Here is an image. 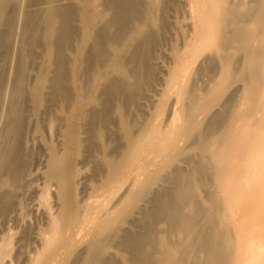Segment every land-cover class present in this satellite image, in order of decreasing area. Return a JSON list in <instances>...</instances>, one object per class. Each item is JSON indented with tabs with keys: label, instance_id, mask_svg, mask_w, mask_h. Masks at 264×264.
Returning a JSON list of instances; mask_svg holds the SVG:
<instances>
[{
	"label": "bare ground",
	"instance_id": "bare-ground-1",
	"mask_svg": "<svg viewBox=\"0 0 264 264\" xmlns=\"http://www.w3.org/2000/svg\"><path fill=\"white\" fill-rule=\"evenodd\" d=\"M175 6L176 0H0V218L23 209L20 197L32 161L30 136L61 138V149L50 146L45 156L38 199L48 214L47 227L30 264H264V64L258 63L264 55V14L253 8L250 24L255 28L248 34L233 26L235 12L227 7L214 23L207 22L203 47L223 48L229 37L242 40L245 109L214 113L192 141L197 122L195 100L189 95L184 111L173 113L171 124L184 123V128L165 141L172 151L165 165L181 159L176 146L181 137H187L197 158L194 165L187 171L174 168L169 175L161 174V168L145 178L121 208L107 209L96 222L103 235L89 240L84 256L77 263L66 260L79 242L82 212L97 213L92 204L77 199L83 137L100 138L95 120L101 119L103 128L110 123L109 110L97 104V91L101 88L106 96L122 100L113 113L124 148L117 156L108 149L103 153L107 168L103 184L110 187L114 180H125L137 156L123 109L141 96V86L154 75V53L170 38L175 64L182 61L171 34L178 24ZM190 12L192 17L193 0ZM256 31L261 40L254 47L250 38ZM34 66L38 70L30 81ZM45 82L51 91L50 106L43 103ZM230 83L226 75L216 87L221 90ZM217 89L200 109L213 110ZM252 104L257 106L256 119L248 107ZM227 114L241 118L238 131L227 126L219 131ZM112 136L100 141L104 144ZM93 148L90 141L87 159ZM159 182L164 186L150 194V186ZM53 186L55 213L48 202ZM142 199L149 206L137 225L132 215ZM23 234L29 236L30 230ZM9 245L4 241L0 246V264L8 254L2 247Z\"/></svg>",
	"mask_w": 264,
	"mask_h": 264
},
{
	"label": "rangeland",
	"instance_id": "rangeland-1",
	"mask_svg": "<svg viewBox=\"0 0 264 264\" xmlns=\"http://www.w3.org/2000/svg\"><path fill=\"white\" fill-rule=\"evenodd\" d=\"M190 1L176 0L174 8L178 24L171 34L176 39L178 55L182 61L176 63L177 67H175L176 58L171 51L173 42L168 38L153 55L154 75L145 80L141 86V96L133 104L123 109L133 134L131 147L137 152V156L133 167L125 176V180H114L110 187L103 184L107 169L103 153L108 149L114 156H117L124 148V141L118 129V117L113 113V108L120 105L122 100L119 97L106 96L101 88L97 91V104H100L99 107H106L109 110L110 123L103 128L101 119L95 120L97 122L94 126L101 128L100 138L90 137L88 140L86 134L83 137V150L79 161H84V166L81 167L77 179V199L84 205L92 204L97 208L98 214L96 212L91 214L88 209L82 212L77 225L80 239L76 247L67 254L68 262L77 263V260L84 256L89 240L102 237L103 228L101 224H99L100 228H95L96 222L107 209L121 208L127 195L133 196L140 189L145 178L160 171L161 168V174L169 175L174 168L187 171L194 165L197 158L194 153L190 152L191 148L188 147L187 137L178 138L176 143V146L182 151L181 159L169 166L165 165V158L172 152L170 146L164 145L165 141L174 137L184 128V123H177L175 126L171 124L173 113L175 110L184 111L183 109L189 101V95L195 100L194 117L197 122L195 130L190 133L192 141L199 131L205 129L214 113L222 112L225 108L230 111L245 109L242 105L243 99L247 98V96L244 98L242 94L245 81L240 79V72L247 65L245 64V48L242 40L229 37L221 44L223 48H204L203 44L206 39L207 22L208 24L214 23L220 12L226 7L235 12V19L232 21L234 27L241 28L248 34L253 33L255 26L250 24L254 20L252 10L254 8L257 12L264 14V0H193L194 14L192 17ZM98 10H101V7H98ZM258 33L256 31L254 37L250 38L251 45L254 47L261 40L257 36ZM261 61L258 63L262 66L264 55ZM37 70L38 68L35 66L30 68L28 73L30 81L33 80ZM226 75L230 77L231 83L221 90L217 89L216 85ZM44 87L46 90L43 103L45 106H50L49 83L45 82ZM216 89L219 93L215 99L216 104L213 110L206 112L200 109V104L211 100L212 93L216 92ZM8 92L9 89L6 88L5 102L1 108L2 113L6 109ZM253 98L256 100L255 94ZM248 107L253 111V118L256 119L258 115L254 114V109L257 106L252 104ZM41 109L43 110V107ZM31 121H34L33 117ZM240 121L241 118L230 119L227 114L223 118L219 131H222L226 126L233 131H238ZM108 134L113 136L102 144L100 139L106 138ZM90 141L94 144V148L88 153L90 156L87 159L86 147ZM60 144L61 138L57 136L47 135V138L44 139V135L35 134L29 138L28 147L32 161L25 175L27 183L25 193L20 197L22 204L24 201L23 209L10 213L8 217L0 218V246L4 241H10L8 248L2 247V251H7L8 254L1 260V264H30L31 259L41 247L42 235L47 227L48 217L47 212L39 205L38 199L44 181L45 156L48 147L55 146L61 149ZM193 145L196 146V143L194 142ZM85 159L87 160L85 161ZM96 166L98 171L94 173ZM159 186H164V182L150 186V194L156 192ZM202 191L207 192V187H203ZM50 192L48 202L51 205L52 213H55L58 202L55 199L54 186ZM32 193L36 195L30 198ZM142 201L144 200L137 202V209L132 215L137 225L141 222L143 209L149 206L148 203L145 204ZM202 206L207 207L205 203H202ZM27 229L30 230V234L26 237L23 232ZM112 255L115 259L118 258L114 253Z\"/></svg>",
	"mask_w": 264,
	"mask_h": 264
}]
</instances>
